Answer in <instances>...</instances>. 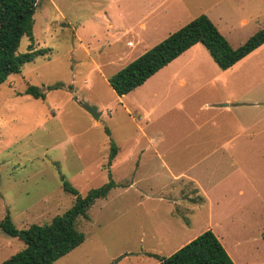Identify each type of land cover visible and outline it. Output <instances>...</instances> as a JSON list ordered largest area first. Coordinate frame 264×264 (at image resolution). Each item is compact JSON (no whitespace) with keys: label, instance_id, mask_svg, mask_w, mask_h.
<instances>
[{"label":"rangeland","instance_id":"obj_1","mask_svg":"<svg viewBox=\"0 0 264 264\" xmlns=\"http://www.w3.org/2000/svg\"><path fill=\"white\" fill-rule=\"evenodd\" d=\"M259 1L249 13L264 21V0ZM102 2L38 0L33 47L51 50L24 63L20 72L0 84V219L8 213L18 229L50 221L71 205L62 177L80 194L111 178L115 185L108 194L92 203L87 217L76 218L83 242L52 264H156L158 256L170 255L206 229L215 232L234 263L264 264V43L234 64L232 85L219 88L217 79L180 102L182 107L159 100L152 109L147 105L149 115L133 112L130 116L107 82L111 72L104 56L112 48L105 42L108 37L93 38L86 26L83 44L74 37V29ZM257 24L250 22L238 32L227 33L229 43L239 45ZM29 42L22 36L17 52L26 51ZM198 46V55L207 59L204 45ZM135 53L117 58L111 68L127 64ZM214 66H208V71ZM100 67L106 82L98 73ZM57 83L60 87L46 89ZM27 84L43 89L45 98L25 94ZM138 92L128 97L129 107L139 102ZM229 96L247 100L228 113L200 109L215 97L213 101L220 102L214 108L229 103L220 100ZM87 102L101 112L98 118L82 107ZM142 132L162 136L159 147L169 150L164 158L169 164L185 159L178 152L193 151L187 144L197 136L236 135L226 142L231 147L194 165L208 200L201 209L185 211L187 200L175 205L179 183L150 151H134L149 144L146 136L136 138ZM111 141L120 146V156L131 150L134 155L117 163L116 152L109 165ZM134 177L139 178V188L127 187ZM183 217L188 227L179 230L176 223ZM23 247L20 239L0 230V262Z\"/></svg>","mask_w":264,"mask_h":264},{"label":"crops","instance_id":"obj_2","mask_svg":"<svg viewBox=\"0 0 264 264\" xmlns=\"http://www.w3.org/2000/svg\"><path fill=\"white\" fill-rule=\"evenodd\" d=\"M260 3L259 0H103L101 8L94 12L85 21L80 22L76 30L74 29V37L77 41L83 44L81 34L82 31H84L85 26L90 29L93 38L100 35L108 37V39H104L109 45H103L112 46L111 52L107 54L105 53L104 56V52L100 51V54H103V56L107 58V61H105L104 64L106 67L110 68L109 73L111 72L110 75H112L119 69H117V67L111 68V65L117 61V58L128 57L134 51L137 53L132 56L136 58L146 49L158 43L171 32L177 30L182 25L202 13L209 17L218 30L228 40L229 35H227V33L238 32L235 30L246 28L250 22H263L259 21L257 15L254 13H249V9H251L252 6L253 8L257 7ZM246 13H248V15H246ZM256 27L257 25H255L254 29H251L243 37L242 42L256 30ZM97 41H99V39ZM198 45L199 43H196L189 47L167 65L151 75L142 85L136 87L129 93L118 95L112 89L117 96V100L121 102V105L127 110V113L130 112V116H132L133 112L142 117L149 115L150 110L146 108L147 105L151 106L152 109L156 104H159V100H163V102L167 100L172 105L177 104L182 107L180 102L182 103L191 94L199 92V90L207 84L215 83V81L217 82V79H219V82L215 84L219 86V88L232 85L234 82V66L239 63V60L231 67L221 69L210 57L209 52L207 59H203L198 55V50L200 49ZM259 46L251 52L258 49ZM136 47H139L140 49L137 50ZM117 53L119 57H117ZM210 59H212L216 66L211 72L208 71V66L214 64ZM98 70V73L106 82L103 69L100 67ZM187 84H191L190 86H192L188 93L185 92ZM137 91H139V102L136 105L134 104L132 107H129L126 101L133 92L135 93ZM216 98L218 97H215V99ZM213 100L210 101L209 99L208 101H204L203 106H201L200 109H222L226 113L233 112V109L237 108V106L239 107L243 105L247 98L229 96L220 99L229 103L222 104L220 107L215 108L214 105L219 104L218 102L220 101L215 102ZM87 103L90 104L89 102ZM131 108L135 111H131ZM100 114L101 112L99 115ZM133 120L137 123L134 117ZM236 123L239 126L242 125V122ZM144 136H146L149 144L145 147H136L134 151H136L137 154L150 151L152 155L158 158L161 165L166 168V171L170 173L171 179L179 183V186L177 187V189H179L176 195L177 197H174L176 199L174 201L175 205H178L182 200H187L188 204H186L185 211L193 212L194 210L201 209V204L204 203L207 198H205L203 193L204 186L201 183L202 178L199 175V171L193 170L195 167L194 165L199 164L207 156L212 155V153L224 149L226 142L234 138L236 135H231L224 139H220L216 133L210 134L206 139L197 136V138L194 139L193 144H187V147H193L194 150L189 152L187 150H180L178 152V157L180 159L181 157L185 159H182L181 161L178 159L177 162L172 160L171 164L164 159L169 155V150L159 147V144L162 141V136L153 138L151 135L147 136V134L142 132V134L138 135L136 138L139 139ZM206 145L207 151H204ZM117 147V163L123 162V156L126 158L134 155V151L131 150L123 155L121 154V158L120 146L118 144ZM227 147H231V145L226 146L225 148ZM190 153H193L192 157L190 156ZM175 163L176 166L174 167L173 164ZM128 183L129 185L127 187L136 189L139 188L140 181L138 177H134ZM160 188H164V183L160 185ZM200 191L203 194H200ZM160 196H163L162 193ZM198 197H200V199ZM207 208L208 211L209 206H207ZM182 221L178 224L176 223L177 229L179 230L188 227V219L183 217Z\"/></svg>","mask_w":264,"mask_h":264},{"label":"trees","instance_id":"obj_3","mask_svg":"<svg viewBox=\"0 0 264 264\" xmlns=\"http://www.w3.org/2000/svg\"><path fill=\"white\" fill-rule=\"evenodd\" d=\"M37 4L38 0H0V84L11 73L20 72L24 63L51 50L48 47H33V16ZM24 35L30 42L26 51L17 52ZM199 42L204 45L218 67L226 69L264 43V21L257 24L256 30L246 40L233 47L206 14H199L119 68L108 77V83L116 94H127ZM60 85H48L46 89L58 88ZM24 93L33 98H45V91L31 84L25 86ZM117 149V145L111 141L109 165ZM114 185L110 178L100 186L80 194L62 177V188L70 194L71 205L62 213L54 215L50 221L31 223L26 228L18 229L7 213L0 219V230L20 239L24 247L0 264H52L70 252L85 237L77 228L76 218L79 215L87 217V210L92 203L105 197ZM156 260V264H235L211 229L204 230L170 255L158 256Z\"/></svg>","mask_w":264,"mask_h":264},{"label":"water","instance_id":"obj_4","mask_svg":"<svg viewBox=\"0 0 264 264\" xmlns=\"http://www.w3.org/2000/svg\"><path fill=\"white\" fill-rule=\"evenodd\" d=\"M82 107L93 117V118H98L99 113L97 111V107L95 105H91L88 103L82 104Z\"/></svg>","mask_w":264,"mask_h":264}]
</instances>
